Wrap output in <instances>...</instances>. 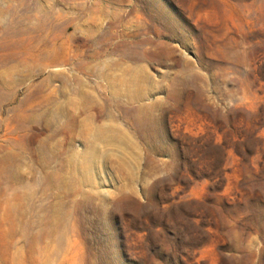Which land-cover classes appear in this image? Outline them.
Returning a JSON list of instances; mask_svg holds the SVG:
<instances>
[{
	"label": "rangeland",
	"instance_id": "1",
	"mask_svg": "<svg viewBox=\"0 0 264 264\" xmlns=\"http://www.w3.org/2000/svg\"><path fill=\"white\" fill-rule=\"evenodd\" d=\"M0 264H264V0H0Z\"/></svg>",
	"mask_w": 264,
	"mask_h": 264
},
{
	"label": "bare ground",
	"instance_id": "2",
	"mask_svg": "<svg viewBox=\"0 0 264 264\" xmlns=\"http://www.w3.org/2000/svg\"><path fill=\"white\" fill-rule=\"evenodd\" d=\"M86 6H87V5H86ZM88 6H89V5H88ZM22 8H23V7H22ZM53 8H54V6H53ZM45 9H46V8H45ZM51 9H52V8H51ZM90 9H91V8H90ZM52 10H53V9H52ZM36 11H37V10H36ZM54 11H55V10H54ZM55 12H56V11H55ZM80 12H81V11H80ZM42 13H43V11H42ZM49 13H50V12H49ZM29 14H30V13H29ZM44 14H45V13H44ZM46 14H47V13H46ZM36 15H37V14H36ZM22 16H23V15H22ZM27 16H29V18H30V15L27 14ZM27 16H26V17H27ZM40 16H41V15H40ZM53 16H55V15H53ZM56 16H57V14H56ZM81 16H82V14H81ZM26 17H25V18H26ZM41 17H42V16H41ZM46 17H47V16H46ZM49 17H50V16H49ZM37 18H38V17H37ZM44 18H45V17H44ZM50 18H52V17H50ZM50 18H49V19H50ZM80 18H81V17H80ZM87 18H88V17H87ZM18 19H20V18H18ZM52 19H53V18H52ZM88 19H89V18H88ZM53 20L55 21L56 19H53ZM53 20H52V21H53ZM72 20H73V19H72ZM80 20H81V19H80ZM24 21H25V20H24ZM26 21H27V20H26ZM37 21H38V20H37ZM28 22H29V21H28ZM81 22H82V21H81ZM83 22H84V21H83ZM39 23H40V22H39ZM51 23H52V22H51ZM56 23H57V22H56ZM92 23H93V22H92ZM86 24H87V23H86ZM89 24H90V22H89ZM29 25H30V23H29ZM51 25H53V24H51ZM56 25H57V24H55L54 26H56ZM77 25H78V24H77ZM79 25H80V23H79ZM79 25H78V26H79ZM82 25H83V24H82ZM23 26H24V25H23ZM45 26H46V25H45ZM54 26H53V27H54ZM84 26H85V25H84ZM41 27H42V26H41ZM66 27H67V26H66ZM73 27H74V26H73ZM39 28H40V27H39ZM85 28H86V27H85ZM78 29H79V28H78ZM86 29H87V28H86ZM88 29H89V28H88ZM95 29H96V28H95ZM95 29H94V30H95ZM90 30H91V29H89V31H90ZM94 30H93V31H94ZM31 32H32V31H31ZM65 32H66V31H65ZM72 32H73V31H72ZM78 32H80V31H78ZM84 33H86V32H84ZM40 34H41V33H40ZM71 34H72V33H71ZM87 34H89V33H87ZM104 34H105V33H104ZM73 35L75 36V32H74ZM70 36H71V35H70ZM74 36H73V37H74ZM88 36H89V35H88ZM96 36H97V35H96ZM107 36H109V33H108V35H105L104 37H107ZM102 37H103V36H102ZM68 38H69V37H68ZM82 38H83V37H82ZM87 38H88V37H87ZM91 38H92V37H90V39H91ZM57 39H59V38H57ZM72 39H73V38H72ZM93 39H94V38H93ZM93 39H92V40H93ZM99 39H102V38L99 37ZM50 40H51V39H50ZM67 40H68V39H67ZM74 40H75V39H74ZM77 40H78V39H77ZM79 40H80V39H79ZM95 40H96V39H95ZM48 41H49V40H48ZM98 41H100V40H98ZM76 42H77V41H76ZM82 42H83V41H82ZM93 42H94V41H93ZM93 42H90L89 44H92ZM49 43H50V42H49ZM116 43H117V42H116ZM125 44H126V43H125ZM73 45H74V44H73ZM112 45H113V44H112ZM96 46H97V45H96ZM75 47H76V46H75ZM98 47H99V46H98ZM100 48H101V47H100ZM88 49H89V47H88ZM91 49H92V48H91ZM91 49H90V50H91ZM112 49H113V48H112ZM96 50H97V49H96ZM101 50H103V49H101ZM105 52H106V51H105ZM103 53H104V52H103ZM105 54H106V53H105ZM125 55H126V54H125ZM108 56H109V55H108ZM96 58H97V57H96ZM100 58H102V57L100 56ZM92 59H94V58H92ZM121 59H122V58H121ZM98 60H100V59H98ZM67 61H68V60H66V62H67ZM79 64H80V63H79ZM111 66H112V65H111ZM120 67H121V66H120ZM79 68H80L82 71H84V70L87 69V66H86V65H81ZM118 68H119V67H118ZM109 69H110V68H109Z\"/></svg>",
	"mask_w": 264,
	"mask_h": 264
}]
</instances>
